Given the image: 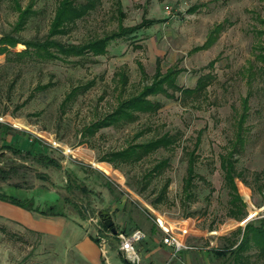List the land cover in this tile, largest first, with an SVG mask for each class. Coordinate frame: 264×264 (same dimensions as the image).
Returning a JSON list of instances; mask_svg holds the SVG:
<instances>
[{"label": "rangeland", "instance_id": "1", "mask_svg": "<svg viewBox=\"0 0 264 264\" xmlns=\"http://www.w3.org/2000/svg\"><path fill=\"white\" fill-rule=\"evenodd\" d=\"M60 1L0 0V39L19 40L8 42L9 51L0 55V124L4 126H0V167H15L8 179L0 177V191L27 195L42 209L60 198L66 214L51 220L53 233L0 218V264H88L75 243L81 235L96 237L103 222L95 224L91 217L99 211L110 213L119 232L143 230L146 239L140 250L155 240L163 243L156 216H163L174 231L191 225L193 234L187 243L193 249L171 255L167 264L185 253L196 259L203 251L212 264H234L232 255L220 257L211 249L238 245V228L264 217V60L257 58L264 54V0H96L82 19L54 40L84 46L118 32L120 26L158 22L110 41L103 55L87 52L55 60L19 56L27 42L48 38ZM20 7L22 11L31 7V12L17 30ZM219 25L217 39L207 45ZM169 71L182 87L195 88L198 78L209 72L212 82L198 102L183 103L177 99L180 93L169 88L168 94L175 97L162 93L149 97L161 105L158 111L89 135L90 126L116 110L121 100L137 95ZM85 87L67 102L74 89ZM249 94L247 140L235 157L238 170L245 174L244 180L236 179L238 195L246 203V216L238 221L227 215L230 195L221 156L235 138V121ZM167 132L180 133L172 150L159 148L136 163L100 162L108 153ZM46 138L59 146L54 148ZM192 151L196 176L188 193L185 183ZM38 153L61 167L39 163L33 158ZM164 160L165 166L156 172ZM260 172L261 179L256 177ZM248 183L260 184L263 191L254 192ZM76 206L86 209V216L79 215ZM117 246L112 233L108 248ZM255 252L253 248L242 254L249 256V264H264Z\"/></svg>", "mask_w": 264, "mask_h": 264}, {"label": "trees", "instance_id": "2", "mask_svg": "<svg viewBox=\"0 0 264 264\" xmlns=\"http://www.w3.org/2000/svg\"><path fill=\"white\" fill-rule=\"evenodd\" d=\"M96 0H88L87 4H78L74 2V0H61L59 2L55 19L51 23L50 32L48 34V38L45 42H27L26 49L19 52V56L28 55L32 58H41L44 60H55L59 58H70L71 56H83L86 55L87 52H92L94 55H103L106 54L107 46L110 41L118 38L124 37L135 32H138L141 28L150 27L154 23L158 22L156 20H146L143 21L139 26L136 27H119L118 32H114L111 35H107L103 38L91 41L90 43L84 46H77V45H64L54 38L57 35L66 34L70 28L80 19L84 17L86 12L94 7ZM19 22L17 23V30L22 28L29 19V14L31 12V7L27 8L26 10L19 8ZM221 26L219 25L210 35L207 45H212L214 41L217 39V34L219 33ZM8 42H19V40L13 37H3L0 39V55L6 54L9 51ZM264 49V48H263ZM88 55V54H87ZM259 56V55H258ZM259 60H264V54L257 57ZM213 64V63H212ZM172 71H169L166 75L161 77L159 80L153 81L150 85L143 86L137 95L130 96L127 99L121 100L119 103V107L116 110L112 111L108 115L105 116L103 120H99L94 122L89 128V135H93L99 128L110 127V126H118L122 124H127L129 122H133L138 118V114L141 113H154L159 110L161 105L158 102H154L149 99L151 96H155L157 94H166L169 97H173L174 93L168 94V89L175 90L176 92L180 93V96L177 99H180L181 102L187 103L188 100H192L193 102H198L205 94L207 87L212 82V75L210 72L208 74H204L198 78L197 84L195 88H186L177 85L175 77L173 78ZM126 78L121 81L122 85L125 86L127 83L125 82ZM89 87V86H88ZM88 87L84 89H74L73 92L68 96L66 99L67 102L71 101L75 98L78 93H82ZM44 88V87H42ZM82 90V91H81ZM175 97V96H174ZM64 106V105H63ZM242 111L240 117L235 121L237 125L235 138L229 144L227 152L221 156V169L224 173V180L225 185L228 189L230 195L229 201V209H228V217L241 221L246 216V203L242 202L241 197L238 195L236 179H245V174L242 171H239L236 165V155L241 153L245 142H246V129L244 128V124L247 122L249 117V107H250V94L242 102ZM0 126H3L0 124ZM4 127V126H3ZM6 129L10 130V126L7 125ZM7 130V131H8ZM92 130V131H91ZM9 135L8 132L6 136ZM180 139V133H165L163 135L158 136L157 138L150 139L147 142L141 143H134L128 145L126 149L121 151H114L108 153L104 157L100 159V162L107 161L111 164L122 162V163H136L142 160L145 156L155 152L159 148H164L167 150H172ZM40 139L35 138V141H39ZM196 148H198V141L196 143ZM8 147V146H7ZM13 152L18 153L19 149H13L11 145L8 147ZM193 152H191V156L188 160V171L189 177L185 183V191L192 187V180L195 175V168H194V156ZM33 158H35L39 163H43L45 166L52 165L56 168H60L58 162L54 159H51L41 154H34ZM165 160L162 162L160 161L157 167L154 169L156 172H160L159 170L165 166ZM15 170L14 165H10V168L0 167V177L4 180L10 177L11 172ZM264 173V172H263ZM263 173H257L256 177L261 179ZM71 179V176H69ZM69 179V180H70ZM244 182V181H243ZM250 187H252L253 191H263L262 186L259 184L258 187L255 185H251L248 183ZM264 187V184H263ZM189 193V192H188ZM27 196V195H26ZM18 197L16 194L12 192L0 191V200L9 202L13 205L19 206L23 209L29 211H35L42 215L48 217H56L62 216L66 217L65 212L63 211L61 206V199H57L54 202H51L45 206V209L41 207H37L35 205V199L30 197ZM68 201V199H65ZM77 207V206H76ZM79 215L86 216L83 211L85 212L86 209L78 206L77 209ZM83 213V214H82ZM103 227L108 229L105 223L103 222ZM237 232L241 233V239L239 243H232L226 249H211L212 252L217 256H225L230 254L233 256V263H240L241 264H249L248 258L249 256H244L242 252H246L249 250L256 249V256L258 259L264 262V217L258 218L254 221H250L246 223L244 227H239ZM95 242L98 243V240L95 237H91ZM241 252V256L240 253ZM244 258V259H242Z\"/></svg>", "mask_w": 264, "mask_h": 264}, {"label": "crops", "instance_id": "3", "mask_svg": "<svg viewBox=\"0 0 264 264\" xmlns=\"http://www.w3.org/2000/svg\"><path fill=\"white\" fill-rule=\"evenodd\" d=\"M0 218L13 221L33 231L53 233L52 231H54L53 228L55 225L51 220H58L64 217H48L0 200ZM91 237L88 234L81 235L75 243L77 252L85 262L88 264H129L122 258L117 249L109 248L107 257H104L99 244ZM141 251L143 260L152 262L151 264H167L172 255V249L157 240L147 245L146 248H141ZM203 252V254L197 255L196 259L191 258L188 253H185L183 256L180 255L181 257H177L174 264H212L207 257V253L205 251Z\"/></svg>", "mask_w": 264, "mask_h": 264}, {"label": "built area", "instance_id": "4", "mask_svg": "<svg viewBox=\"0 0 264 264\" xmlns=\"http://www.w3.org/2000/svg\"><path fill=\"white\" fill-rule=\"evenodd\" d=\"M45 140L50 142V145L54 148L59 146L56 142L51 141L48 138ZM99 220L98 213L95 218L91 217V221L95 224L99 223ZM156 220L158 226L164 232L163 243L165 246L172 249L173 257L179 255L183 250L193 249V247L187 243L188 237L193 234V227L191 225H188L187 227L181 225L177 231H174L171 224L164 220L163 216H156ZM108 230L109 229L99 226L95 237L98 240L99 247L104 257H107L109 235L112 234L107 233ZM114 235L118 240L117 250L123 259L130 264H145L139 247L141 242L146 239V233L143 230L135 229L130 232L117 231Z\"/></svg>", "mask_w": 264, "mask_h": 264}, {"label": "water", "instance_id": "5", "mask_svg": "<svg viewBox=\"0 0 264 264\" xmlns=\"http://www.w3.org/2000/svg\"><path fill=\"white\" fill-rule=\"evenodd\" d=\"M99 219L105 223L108 229L111 230L113 234L117 233V230L115 229L114 222L110 217V213L108 211H99L98 212ZM248 219L245 220L247 222Z\"/></svg>", "mask_w": 264, "mask_h": 264}]
</instances>
